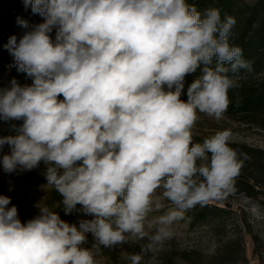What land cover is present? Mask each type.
Listing matches in <instances>:
<instances>
[{
	"label": "clouds",
	"instance_id": "1",
	"mask_svg": "<svg viewBox=\"0 0 264 264\" xmlns=\"http://www.w3.org/2000/svg\"><path fill=\"white\" fill-rule=\"evenodd\" d=\"M23 3L42 22L17 17L26 31L3 45L31 83L0 88V121L20 122L0 136V167L43 164L65 215L79 205L90 218L70 223L40 201L22 221L0 194V264H101L102 248L147 240L127 257L142 264L188 211L227 199L248 159L230 129L202 142L193 131L201 114L224 119L229 91L251 70L230 43L236 20L187 0Z\"/></svg>",
	"mask_w": 264,
	"mask_h": 264
},
{
	"label": "trees",
	"instance_id": "2",
	"mask_svg": "<svg viewBox=\"0 0 264 264\" xmlns=\"http://www.w3.org/2000/svg\"><path fill=\"white\" fill-rule=\"evenodd\" d=\"M236 0H187L196 6L201 14L208 7L219 9L221 19L231 16ZM17 17H22L33 22H42V17L34 15L31 7L27 9L23 0H0V60L10 55L3 47L12 35L19 39L25 29L17 24ZM230 43L238 45L243 50V58L251 65V70L242 69L239 76L240 87L229 91L230 104L225 115L241 114L248 122L264 130V0H259L249 9V14L244 20L236 21L232 29ZM203 138L194 136L195 142H202ZM230 146L239 153L246 154L240 174L236 177L234 192L243 194L264 207V149L244 143L231 142ZM240 159H244L243 155ZM225 202V201H224ZM225 207L215 204L197 206L195 208V221H213L216 226L223 225V217L230 213V205ZM21 218L26 221L37 215L39 210L24 202L20 204ZM236 227L249 229L245 218L239 217ZM250 232V229L248 230ZM253 242L258 241L256 235L252 236ZM140 244L129 242L118 245L114 249H105L106 256L111 264H130L128 255L140 253ZM151 254V253H150ZM126 255V258L122 256ZM157 258L158 264H198L203 254L196 250L177 249L167 246L162 251L152 253ZM147 254L142 264H148ZM245 260L244 244L240 237H236L225 244H220L217 252L209 258L208 264H237Z\"/></svg>",
	"mask_w": 264,
	"mask_h": 264
},
{
	"label": "rangeland",
	"instance_id": "3",
	"mask_svg": "<svg viewBox=\"0 0 264 264\" xmlns=\"http://www.w3.org/2000/svg\"><path fill=\"white\" fill-rule=\"evenodd\" d=\"M258 1L236 0L231 16L238 22L244 20L249 14V9ZM35 23L40 22L35 21L32 24ZM12 59L9 56L0 60V88L8 87L12 78H15L21 85L31 83V80L25 74L18 73L14 67H10ZM197 75H199V72H197ZM239 76H241V73ZM192 79L193 76L187 77L189 83ZM19 123V121H0V136L13 134L11 125H19ZM222 129H230L232 131L231 142L244 143L264 149V130L248 122L241 114L225 115L224 119L220 122H216L201 114V119L197 122L193 131L194 136L205 138ZM8 151V147L5 146L3 153H0V155L6 154ZM44 170L45 166L41 164L38 169L32 171L9 174L5 173L2 167H0V194L11 197L12 204L18 207L20 218L22 214L20 212L21 202L34 207V204L40 201L42 206H47L51 211L58 212L62 219L70 223L77 222L80 218H90L82 216L79 205L73 210L72 214L65 215L61 202L62 197L53 188L44 187L46 185L43 175ZM226 202H228L227 204L230 205L232 211L221 217L223 219L222 226H216L211 220L195 221L194 211L199 206L197 205L187 212L185 219L173 225L174 237L166 242L165 247L173 246L180 250L199 251L203 254V258H201L198 264H208L209 258L217 252L220 244H225L238 236L244 244L245 260H240L237 264H250L251 262L264 264V207L241 193L231 194L225 200L213 201L210 204L225 207ZM165 204L167 205V201H165ZM239 217L247 220L250 232L248 231L249 229L244 230L241 226H235ZM21 220L23 221L22 218ZM254 235L258 237V241L256 242L252 240V236ZM133 243L143 246L147 243V240ZM90 244L91 237H89V246ZM101 251L102 255L97 257L101 264H111L106 256L105 248H102ZM122 257L126 258V255ZM146 260L148 264H158L157 258L152 253L147 254Z\"/></svg>",
	"mask_w": 264,
	"mask_h": 264
},
{
	"label": "built area",
	"instance_id": "4",
	"mask_svg": "<svg viewBox=\"0 0 264 264\" xmlns=\"http://www.w3.org/2000/svg\"><path fill=\"white\" fill-rule=\"evenodd\" d=\"M250 264H255L254 262H251Z\"/></svg>",
	"mask_w": 264,
	"mask_h": 264
}]
</instances>
